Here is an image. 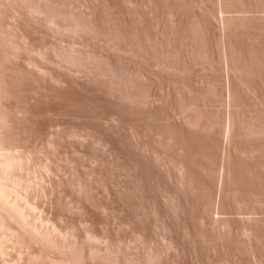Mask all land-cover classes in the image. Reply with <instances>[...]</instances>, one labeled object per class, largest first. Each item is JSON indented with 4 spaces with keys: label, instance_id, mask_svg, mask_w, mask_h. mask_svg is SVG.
Returning <instances> with one entry per match:
<instances>
[{
    "label": "rangeland",
    "instance_id": "obj_1",
    "mask_svg": "<svg viewBox=\"0 0 264 264\" xmlns=\"http://www.w3.org/2000/svg\"><path fill=\"white\" fill-rule=\"evenodd\" d=\"M0 264H264V0H0Z\"/></svg>",
    "mask_w": 264,
    "mask_h": 264
}]
</instances>
